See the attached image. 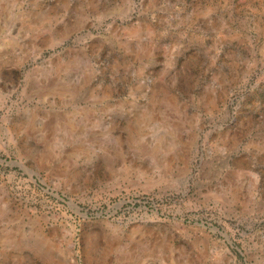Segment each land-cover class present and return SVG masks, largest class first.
Listing matches in <instances>:
<instances>
[{"label": "rangeland", "instance_id": "374dc122", "mask_svg": "<svg viewBox=\"0 0 264 264\" xmlns=\"http://www.w3.org/2000/svg\"><path fill=\"white\" fill-rule=\"evenodd\" d=\"M0 264H264V0H0Z\"/></svg>", "mask_w": 264, "mask_h": 264}]
</instances>
